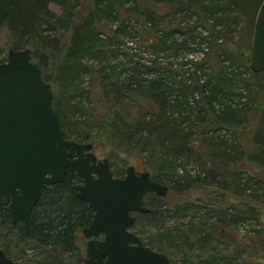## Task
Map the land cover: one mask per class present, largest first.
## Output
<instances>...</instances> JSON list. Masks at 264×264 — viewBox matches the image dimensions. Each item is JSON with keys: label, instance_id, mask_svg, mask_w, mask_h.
<instances>
[{"label": "trees", "instance_id": "16d2710c", "mask_svg": "<svg viewBox=\"0 0 264 264\" xmlns=\"http://www.w3.org/2000/svg\"><path fill=\"white\" fill-rule=\"evenodd\" d=\"M251 1L0 0V34L4 30L10 48L29 47L44 79L55 84L60 99L54 91L53 105L68 138L96 137L116 153L142 157L153 179L173 189L232 187L263 202L264 71L251 69V45L236 54L225 48L240 19L256 15L262 0ZM4 46L0 63L8 59ZM85 83L97 84L94 98ZM191 161L197 169L189 168ZM82 181L68 172L42 189L26 222H11L9 199H0L6 244L25 242V250L43 257L40 264H56L61 252L80 254L78 236L94 212L77 195ZM158 197L144 195L150 210L139 212L133 224L147 220L152 247L179 250L188 264H251L247 259L256 260V252L259 263L264 259V232L242 233L254 209L244 214L211 207L209 213L220 212L217 219H197L190 211L204 206L170 207ZM226 237L231 251L218 249L217 239ZM248 247L250 255L239 262Z\"/></svg>", "mask_w": 264, "mask_h": 264}, {"label": "water", "instance_id": "95a60500", "mask_svg": "<svg viewBox=\"0 0 264 264\" xmlns=\"http://www.w3.org/2000/svg\"><path fill=\"white\" fill-rule=\"evenodd\" d=\"M7 55L0 63V199H9L11 222L28 221L42 189L62 182L68 172L77 173L83 179L77 195L94 209L83 228L89 238L86 264H176L130 229L134 212L150 210L144 195L166 196L168 185L134 165L116 176L92 142L68 138L53 105L54 88L31 49L10 48ZM250 67L264 71V0L254 23ZM98 234L103 239H96ZM0 264L19 263L0 248Z\"/></svg>", "mask_w": 264, "mask_h": 264}, {"label": "rangeland", "instance_id": "374dc122", "mask_svg": "<svg viewBox=\"0 0 264 264\" xmlns=\"http://www.w3.org/2000/svg\"><path fill=\"white\" fill-rule=\"evenodd\" d=\"M256 0L251 1L250 5L254 6ZM51 8L56 11L60 12V8L57 4L52 3ZM259 6L256 9V15L258 12ZM256 15L250 17L243 16V18L240 19V23L237 25L235 30L233 31L234 36L233 39L225 44L226 50L228 48L234 49L235 54L238 53L239 48L241 47L244 50L248 49V46L251 45V39H252V33H253V28H254V23L256 19ZM224 27V26H223ZM225 28V27H224ZM4 30H1L0 34V44L5 45V52L7 53L8 50L10 49L6 33L2 32ZM242 44V45H241ZM192 48L198 52V56H201V51L200 48L201 45L194 43L192 44ZM228 51V50H227ZM194 52V51H193ZM243 70V67L241 68ZM54 91H56L55 99L59 103L60 95L57 91V88L53 82H51ZM89 84L85 83L84 88H86V92L91 89V95L90 97L94 98V93L97 94L99 91V88L97 84H94L93 88H88ZM88 88V89H87ZM95 90V91H94ZM54 98V97H53ZM96 101H93L92 103L94 104ZM68 128V127H67ZM224 132V131H223ZM222 132V133H223ZM227 134L228 137H234L233 135L231 136V132L225 133ZM73 139H78L76 136L73 134L71 135ZM87 142H92L93 144V150L94 152L98 155L100 158H109L111 161L112 169L113 171L116 172V175L123 176L126 173V169L130 165H134L136 167L137 171H143V170H148L151 173V176H153L152 170L144 164V160L142 157H139L137 155H128L127 153H116L115 148L112 145H109L106 141L98 139V138H93L90 141ZM193 163L189 164L190 169L198 168V164L195 161H191ZM256 170V169H255ZM153 178V177H152ZM165 184L168 185V193L166 196H160L156 199L160 203L163 204H168L170 207L173 206H178V205H183L186 202L192 203L194 208L196 206H204L201 207L199 211H195L194 209L190 211L192 215H195L196 218H200L203 216H213V219H217L219 216V211H212L209 213L208 208L215 207V208H230L234 213L236 212H243L244 214L248 213V210L254 209L255 210V215H250L251 217H246L244 219V223L242 228V233L245 234L249 232V230H262L264 232V194L261 195L262 198H260L262 201H255L253 199H250V196H247L241 192H236L232 189V187H226L225 189L219 187V186H208V185H201V184H195L193 187H191L189 190H178V189H173L170 187V184L168 182H165ZM263 193V192H262ZM156 194V193H155ZM149 197H145V202L146 204L148 203ZM208 214V215H207ZM211 214V215H210ZM136 217L139 216V212L135 213ZM195 218V221H196ZM212 218V217H211ZM211 218L209 219L211 221ZM138 220V219H137ZM188 220V219H185ZM248 220V221H246ZM147 220H138L135 225L132 227V230L135 231L144 241V243L150 247L151 244L148 241V236L149 234L152 233V227L145 225ZM167 225V224H166ZM181 225V224H177ZM154 228V227H153ZM2 232H5L2 230ZM0 232V248H5V246L8 248L9 253L11 254L12 259H14L17 263L19 264H40L38 263L39 258L43 261V257L37 253V250L35 252L33 250H25V242L23 241H18L19 244L16 245L17 240L11 239V243L6 244V237H4V233ZM9 241L8 239H6ZM230 239L226 237V239L219 240L218 241V249H223V251H231V250H226L227 248H231V246L228 244V241ZM5 242V243H4ZM10 242V241H9ZM149 243V244H148ZM78 247L81 249L80 254L75 252H61L59 256V260L56 262V264H78V255H82L81 258L85 259L86 258V248H87V237L85 236L84 232L81 231L79 236H78ZM229 246V247H228ZM154 248V247H152ZM157 251H160L163 254L168 255L172 261L178 264H188L184 262V257L183 253H181L179 250L175 251H166V250H158L157 248H154ZM252 248L248 247L247 250L241 249L242 251L240 252L242 258L239 259V262H242L243 259L248 257L250 255V250ZM256 260L253 259H247L251 264H264V259H261L259 263V258L260 254L256 252L255 254ZM60 261V262H59ZM49 263H52L51 260H49ZM79 264H85L84 260L80 262Z\"/></svg>", "mask_w": 264, "mask_h": 264}, {"label": "flooded vegetation", "instance_id": "af4514ba", "mask_svg": "<svg viewBox=\"0 0 264 264\" xmlns=\"http://www.w3.org/2000/svg\"><path fill=\"white\" fill-rule=\"evenodd\" d=\"M81 184V183H80ZM93 209V208H92ZM93 211H94V209H93ZM94 213V212H93ZM98 239H101V238H103L104 237V235L103 234H98L97 236H96ZM87 241H88V238H87ZM154 249V248H153ZM168 256V255H167ZM105 258V257H104ZM168 258H169V260H170V262L171 263H175L174 261H172V259L168 256ZM176 264H178V263H176Z\"/></svg>", "mask_w": 264, "mask_h": 264}, {"label": "bare ground", "instance_id": "6f19581e", "mask_svg": "<svg viewBox=\"0 0 264 264\" xmlns=\"http://www.w3.org/2000/svg\"><path fill=\"white\" fill-rule=\"evenodd\" d=\"M25 222H26V221H25ZM85 227H86V226H85ZM132 227H133V225L130 227L131 230H132ZM95 238L98 239L96 236H95ZM101 239H103V238H101ZM101 239H100V240H101ZM87 242H88V241H87ZM86 255H87V248H86ZM86 258H87V256H86ZM86 258H85V259H86ZM85 259H83V260H84V263H85ZM85 264H86V263H85Z\"/></svg>", "mask_w": 264, "mask_h": 264}]
</instances>
